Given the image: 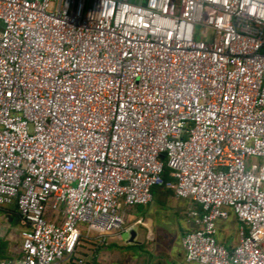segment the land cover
<instances>
[{"label": "built area", "instance_id": "obj_1", "mask_svg": "<svg viewBox=\"0 0 264 264\" xmlns=\"http://www.w3.org/2000/svg\"><path fill=\"white\" fill-rule=\"evenodd\" d=\"M159 187L188 263L264 264V0H0V264H88Z\"/></svg>", "mask_w": 264, "mask_h": 264}, {"label": "crops", "instance_id": "obj_2", "mask_svg": "<svg viewBox=\"0 0 264 264\" xmlns=\"http://www.w3.org/2000/svg\"><path fill=\"white\" fill-rule=\"evenodd\" d=\"M152 197L153 198L151 203L146 206L122 208V226L119 229L113 230L106 236L105 244L91 243L84 246L83 256L88 264H111L118 262L120 260V254L118 253L117 249L120 248L124 243L122 234L125 232L129 233V239L130 234H134L133 241L130 242L128 239L125 243L126 245L132 244L134 246L141 247L147 241V245L150 247V249H152V253L156 255L161 253L170 254V249L174 244L177 243V240L179 244L177 245L180 248L179 255L182 257L184 262L186 264H195L188 263L185 260L184 249L182 246V239L184 235L187 232L195 229V226L192 222L188 221L186 215L188 210L194 206L193 203L187 199L175 197L172 192L152 194ZM171 200H187V207L185 209H178V207L171 205V207H168V209L167 205L170 204L169 202ZM157 204L159 206H166V209L156 207ZM166 210H174L175 214H179L181 217H183L185 220V227L181 228L178 224L175 223L176 225L174 226L173 224H171V227L169 229L163 228L166 224L169 223V218L165 215ZM0 212H2L3 222V224L0 226V261L11 260L18 257L19 255V251H17V253H15L14 255H11L9 253V239L11 238V235L14 234L10 231V225L12 224L14 217L17 218V212L15 208L13 211H10L7 208L2 207H0ZM233 219L236 223H238L234 216ZM220 224H222V226ZM220 224L218 228H224V221L220 222ZM171 232H174V234L172 235ZM19 233L20 228L17 233L20 239ZM178 235L179 238L177 237ZM218 241L222 245L227 247L224 244L223 240L218 239ZM235 245L236 244H232L231 246H228V248H232ZM158 247H160L162 251H157L156 249ZM130 259H132V256H130Z\"/></svg>", "mask_w": 264, "mask_h": 264}, {"label": "rangeland", "instance_id": "obj_3", "mask_svg": "<svg viewBox=\"0 0 264 264\" xmlns=\"http://www.w3.org/2000/svg\"><path fill=\"white\" fill-rule=\"evenodd\" d=\"M169 203L170 204L167 205V208L171 207V205L178 207V209H185L187 207V200H171ZM156 207L166 209V206H159L158 204L156 205ZM2 208H7L8 210L13 211L15 207L13 205H4L2 206ZM165 215L169 218V223L166 224L163 228L169 229L171 227V224H173L174 226L178 224L181 228L185 227L184 218L181 217L179 214H175L174 210L173 211L166 210ZM2 224H3L2 212H0V226ZM220 225L222 226V224ZM19 228L20 227L17 218L14 217V220L10 225V231L11 233H14L11 235V238L9 239L10 240L9 253L11 255H14L20 249V239L17 234ZM238 229H239V224L234 221L233 215H231V218L229 220H227L226 222L224 221V228L222 227L218 228L216 237L219 240L220 239L223 240L224 244L228 248V246H231L232 244H237ZM171 233L172 235L174 234V232ZM177 237L179 238V235ZM122 239L124 243L120 248L117 249L118 253L120 254V260L118 262L111 264H186L182 259V257L179 255L180 248L178 246L179 244L177 240H176L177 243L174 244L173 247L170 249L171 250L170 254L161 253L156 255L152 253V249H150V247L147 245V241L141 247L134 246L132 244L126 245L125 243L129 239L128 232L122 234ZM156 250L162 251L160 247H158ZM130 256H132V259H130ZM80 257L83 258V253L80 254Z\"/></svg>", "mask_w": 264, "mask_h": 264}, {"label": "trees", "instance_id": "obj_4", "mask_svg": "<svg viewBox=\"0 0 264 264\" xmlns=\"http://www.w3.org/2000/svg\"><path fill=\"white\" fill-rule=\"evenodd\" d=\"M169 169L167 167H165L164 170V174H163V178L165 181L170 180V176H169ZM157 193H170V191L166 190L164 187H159V188H154L152 191V194H157ZM84 253V247L82 246V249L78 252L76 258H81L80 254ZM84 255V254H83ZM84 258V256H83Z\"/></svg>", "mask_w": 264, "mask_h": 264}, {"label": "water", "instance_id": "obj_5", "mask_svg": "<svg viewBox=\"0 0 264 264\" xmlns=\"http://www.w3.org/2000/svg\"><path fill=\"white\" fill-rule=\"evenodd\" d=\"M129 1H131V2H135L136 0H129ZM138 1H141V0H138ZM133 238H134V234H130V239H129V241L130 242H132L133 241Z\"/></svg>", "mask_w": 264, "mask_h": 264}]
</instances>
